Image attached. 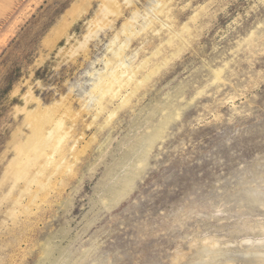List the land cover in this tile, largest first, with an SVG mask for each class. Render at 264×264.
Masks as SVG:
<instances>
[{
  "label": "rangeland",
  "instance_id": "rangeland-1",
  "mask_svg": "<svg viewBox=\"0 0 264 264\" xmlns=\"http://www.w3.org/2000/svg\"><path fill=\"white\" fill-rule=\"evenodd\" d=\"M263 231L264 0H0V264H259Z\"/></svg>",
  "mask_w": 264,
  "mask_h": 264
},
{
  "label": "bare ground",
  "instance_id": "bare-ground-1",
  "mask_svg": "<svg viewBox=\"0 0 264 264\" xmlns=\"http://www.w3.org/2000/svg\"><path fill=\"white\" fill-rule=\"evenodd\" d=\"M128 63V62H127ZM127 63H125V61H123V62H121L120 63V66H126L127 65ZM129 69H130V67H129ZM131 70V69H130ZM127 71V70H126ZM101 78V77H100ZM100 80V79H99ZM102 85H103V82L101 81L96 87H95V89H100L101 87H102ZM101 90H102V88H101ZM261 229H263V228H261ZM264 232V231H263ZM261 262L259 263V264H264V255L263 256H261Z\"/></svg>",
  "mask_w": 264,
  "mask_h": 264
}]
</instances>
